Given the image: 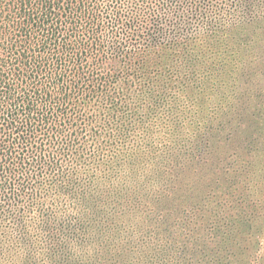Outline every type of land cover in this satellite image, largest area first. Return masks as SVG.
<instances>
[{"label":"rangeland","instance_id":"1","mask_svg":"<svg viewBox=\"0 0 264 264\" xmlns=\"http://www.w3.org/2000/svg\"><path fill=\"white\" fill-rule=\"evenodd\" d=\"M215 9L176 42L191 54L147 53L132 88L117 84L116 100L91 104L88 131L98 137L88 147L116 163L109 188L131 201L106 209L117 220L110 241L106 219L80 200L40 206L37 217L59 228L62 254L77 264L116 240L131 264H264V9L258 19ZM50 248L49 239L2 244L0 264H49Z\"/></svg>","mask_w":264,"mask_h":264},{"label":"trees","instance_id":"2","mask_svg":"<svg viewBox=\"0 0 264 264\" xmlns=\"http://www.w3.org/2000/svg\"><path fill=\"white\" fill-rule=\"evenodd\" d=\"M260 7L264 0H0V245L49 239L46 262L77 264L62 254L59 228L37 217L44 203L53 209L70 198L102 215L104 234L117 238L106 209L131 198L109 188L116 163L88 147L98 137L88 131L91 104L116 100L117 84L132 88L145 54H191L176 42L192 33L193 19H209L213 8L258 19ZM43 229L50 237L40 240ZM108 243L87 264H131L128 248Z\"/></svg>","mask_w":264,"mask_h":264}]
</instances>
